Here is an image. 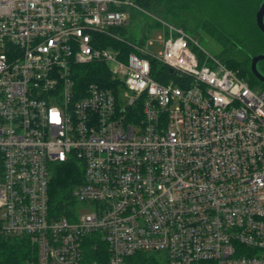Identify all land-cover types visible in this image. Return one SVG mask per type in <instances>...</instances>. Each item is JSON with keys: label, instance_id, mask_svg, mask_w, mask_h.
<instances>
[{"label": "built area", "instance_id": "built-area-1", "mask_svg": "<svg viewBox=\"0 0 264 264\" xmlns=\"http://www.w3.org/2000/svg\"><path fill=\"white\" fill-rule=\"evenodd\" d=\"M132 0H0V236L26 238L34 264H264V88L196 38L162 26L123 51L102 47ZM101 62L113 85H80ZM154 62L180 74L156 78ZM164 76V75H161ZM259 89V88H258ZM80 181L68 213L57 169ZM89 207L87 212L82 209Z\"/></svg>", "mask_w": 264, "mask_h": 264}, {"label": "trees", "instance_id": "trees-1", "mask_svg": "<svg viewBox=\"0 0 264 264\" xmlns=\"http://www.w3.org/2000/svg\"><path fill=\"white\" fill-rule=\"evenodd\" d=\"M193 0H132V5H124L123 9L129 12L131 16V23H135L133 29L128 26L120 28L114 31V35L111 36L101 35L99 36V44L102 47H108L113 49L122 48L123 51L129 52L133 50L132 44L143 43L149 34V30L145 25L136 24V20L141 14L153 12L152 14L158 25L165 26L167 24L175 25L183 28L187 33L194 38L197 35L193 34L199 32L200 29H204L210 34L220 45L223 50L217 57L221 62L230 68L237 70L241 77L247 79L252 87H260L264 84L253 74L251 70L252 57L262 51V48H258L254 45L258 41L257 30L264 37V33L258 27L255 16L254 25L252 29L240 32L221 30L218 27H212L211 24H207L205 21H198L196 16L191 13ZM262 1V0H261ZM260 1V2H261ZM208 2V0L203 1ZM259 2V4H260ZM205 5L203 4L202 8ZM201 8V9H202ZM199 10V9H198ZM203 11V10H201ZM255 14V12H254ZM193 23V24H192ZM191 28V32L187 29ZM131 29V31L129 30ZM139 31V42H135L128 38L134 31ZM198 40V39H197ZM199 42V41H198ZM200 44V42H199ZM201 49L194 47L201 57H205L206 49L200 44ZM241 48L245 54L243 60L236 59L234 57L235 51ZM154 67L157 70L156 78L162 82H167L169 77L176 78L180 74L176 71H172L169 67L154 62ZM260 66L264 71V60L260 62ZM164 75V76H161ZM77 79L80 85H88L90 82H101L106 85H113L110 79V70L107 65L101 62L85 64L78 69ZM81 170L74 164L63 165L57 169L53 183H52V198L55 209L59 213H68L74 197V189L76 184L80 181ZM104 259L103 255L97 253L91 248H87V257L84 264H90L92 258ZM35 255L32 244L26 238L14 237V236H0V264H34ZM130 264H167V259L164 255L155 252L142 251L137 252L134 256L128 259Z\"/></svg>", "mask_w": 264, "mask_h": 264}, {"label": "rangeland", "instance_id": "rangeland-1", "mask_svg": "<svg viewBox=\"0 0 264 264\" xmlns=\"http://www.w3.org/2000/svg\"><path fill=\"white\" fill-rule=\"evenodd\" d=\"M204 0H193V6L191 13L196 16L198 21H205L207 24H211L212 27H218L219 29L226 31H236L238 34L242 31L247 32V30L255 27L254 16L256 19V12L259 7V2L261 0H208V2H203ZM203 4L205 5L203 8ZM202 8V9H201ZM199 9V10H198ZM203 10V11H201ZM255 12V14H254ZM153 12L141 14L135 21L136 24L145 25L149 30L147 38L152 43L147 44V49L152 53L159 54L163 49L160 36L164 34L162 25H158ZM132 21V20H131ZM129 23L128 28L133 29L135 23ZM193 24V23H192ZM131 29H129L131 31ZM191 32V28L187 29ZM193 33V32H191ZM258 41L254 43L258 48H262L264 51V37L259 34L257 30ZM139 31H134L133 34L128 35V38L135 42H139L140 37ZM197 35L198 41L210 54L218 56L222 52L223 47L220 45L208 32L204 29H200L199 32L193 33ZM261 52V51H260ZM234 57L239 60L245 58V54L241 48H238ZM264 87H255V90L261 91ZM89 207L82 209V212H87Z\"/></svg>", "mask_w": 264, "mask_h": 264}, {"label": "water", "instance_id": "water-1", "mask_svg": "<svg viewBox=\"0 0 264 264\" xmlns=\"http://www.w3.org/2000/svg\"><path fill=\"white\" fill-rule=\"evenodd\" d=\"M256 22L258 27L264 33V0L260 2V5L256 12ZM264 60V51L255 54L251 60V70L253 74L264 84V71L260 66V62ZM173 72L174 70L171 69Z\"/></svg>", "mask_w": 264, "mask_h": 264}]
</instances>
